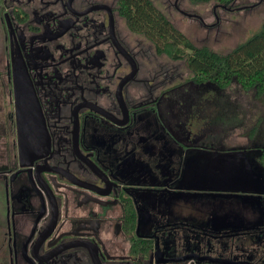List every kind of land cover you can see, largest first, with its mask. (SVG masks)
Segmentation results:
<instances>
[{"label":"flooded vegetation","instance_id":"obj_1","mask_svg":"<svg viewBox=\"0 0 264 264\" xmlns=\"http://www.w3.org/2000/svg\"><path fill=\"white\" fill-rule=\"evenodd\" d=\"M117 6L0 1V264H264V191L197 172L263 142L189 127Z\"/></svg>","mask_w":264,"mask_h":264},{"label":"rangeland","instance_id":"obj_2","mask_svg":"<svg viewBox=\"0 0 264 264\" xmlns=\"http://www.w3.org/2000/svg\"><path fill=\"white\" fill-rule=\"evenodd\" d=\"M172 23L196 45H206L218 52H226L257 29L264 19V0H235L231 4L216 1L190 3L189 0H151ZM124 32H128L126 28ZM128 40L137 50L141 72L154 74L167 85L186 81L184 90L191 92L192 104L184 108L189 127L196 126L208 137L225 139L229 145H245L254 137L264 138V98H256L253 90H244L232 82L223 89L214 86H190L191 74L184 60H172L157 54L153 44L138 33L128 32ZM187 102V100H186ZM216 122L211 129L206 123ZM213 124V123H212ZM255 126V127H253ZM195 130V129H194Z\"/></svg>","mask_w":264,"mask_h":264},{"label":"trees","instance_id":"obj_3","mask_svg":"<svg viewBox=\"0 0 264 264\" xmlns=\"http://www.w3.org/2000/svg\"><path fill=\"white\" fill-rule=\"evenodd\" d=\"M189 1L196 4L211 0ZM212 1L231 4L235 0ZM117 8L126 26L147 38L157 54L184 60L194 82H209L220 89L236 82L244 90H253L256 98H264V19L231 49L218 52L194 44L151 0H118ZM254 131L252 128L249 134L255 136ZM258 161L264 167V138Z\"/></svg>","mask_w":264,"mask_h":264},{"label":"water","instance_id":"obj_4","mask_svg":"<svg viewBox=\"0 0 264 264\" xmlns=\"http://www.w3.org/2000/svg\"><path fill=\"white\" fill-rule=\"evenodd\" d=\"M255 150H259L258 153ZM234 151L228 159L213 160V164L206 168H198L201 178L206 177L218 181L233 180L236 183H248L245 188L253 192H263L259 185L264 182V167L256 160L260 149ZM250 151H253L250 153ZM256 183L255 187L253 186ZM242 188H244L242 186Z\"/></svg>","mask_w":264,"mask_h":264},{"label":"crops","instance_id":"obj_5","mask_svg":"<svg viewBox=\"0 0 264 264\" xmlns=\"http://www.w3.org/2000/svg\"><path fill=\"white\" fill-rule=\"evenodd\" d=\"M1 222V221H0ZM3 237V234L0 231V242H1V238Z\"/></svg>","mask_w":264,"mask_h":264}]
</instances>
